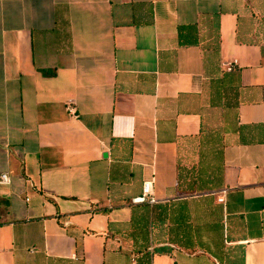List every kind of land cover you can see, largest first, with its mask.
Here are the masks:
<instances>
[{
	"label": "crops",
	"instance_id": "0c3cea01",
	"mask_svg": "<svg viewBox=\"0 0 264 264\" xmlns=\"http://www.w3.org/2000/svg\"><path fill=\"white\" fill-rule=\"evenodd\" d=\"M1 173L0 264H264V0H0Z\"/></svg>",
	"mask_w": 264,
	"mask_h": 264
},
{
	"label": "trees",
	"instance_id": "16d2710c",
	"mask_svg": "<svg viewBox=\"0 0 264 264\" xmlns=\"http://www.w3.org/2000/svg\"><path fill=\"white\" fill-rule=\"evenodd\" d=\"M217 26L214 27V46H217ZM196 33H197V28L195 26V24H188V25H180L177 28V38H178V42L181 45H191V44H196L197 40H196ZM229 104V103H228ZM210 129H203L201 130V134L202 136L204 135V139L207 138L206 133H210ZM206 136V138H205ZM209 140L206 139L205 142H207ZM184 166H182L180 168V171H178V180H180L181 177V171L183 170ZM201 189V188H198Z\"/></svg>",
	"mask_w": 264,
	"mask_h": 264
},
{
	"label": "built area",
	"instance_id": "2783aa9c",
	"mask_svg": "<svg viewBox=\"0 0 264 264\" xmlns=\"http://www.w3.org/2000/svg\"><path fill=\"white\" fill-rule=\"evenodd\" d=\"M68 111L72 110V107L70 104L67 105ZM0 182L2 183H7L8 182V176L6 173H1L0 174ZM224 190L221 191L223 194ZM148 199L149 201H152L151 197V180H143L141 183V194L135 198L137 202H142L144 200ZM219 202H222L223 199L222 197L218 198ZM31 250V249H30Z\"/></svg>",
	"mask_w": 264,
	"mask_h": 264
},
{
	"label": "water",
	"instance_id": "95a60500",
	"mask_svg": "<svg viewBox=\"0 0 264 264\" xmlns=\"http://www.w3.org/2000/svg\"><path fill=\"white\" fill-rule=\"evenodd\" d=\"M103 156H105V153H103Z\"/></svg>",
	"mask_w": 264,
	"mask_h": 264
}]
</instances>
